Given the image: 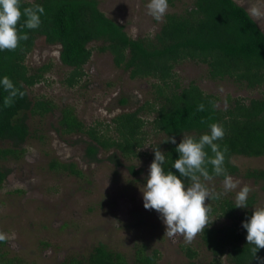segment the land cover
<instances>
[{
	"label": "trees",
	"instance_id": "1",
	"mask_svg": "<svg viewBox=\"0 0 264 264\" xmlns=\"http://www.w3.org/2000/svg\"><path fill=\"white\" fill-rule=\"evenodd\" d=\"M175 1L168 0V4L174 5ZM36 5L45 10L41 14L40 27L35 30L22 28L20 34H27L28 39L21 40L15 50L0 51V80L9 77L24 93L22 98L17 96L11 106L5 107L8 93L0 85V142L9 143L8 147L0 148V160L20 158L25 142L32 135L29 117H44L56 108L53 101L45 97L31 98L29 95V89L45 81V74L50 71L49 64L33 70L26 64L39 38L47 44L60 46V61L70 68L64 80L69 88L84 78V66L92 56L89 47L92 42H100L99 51H108L115 66L128 72L131 79L151 81V98L134 111L117 114L109 124L87 126L73 108L60 109L59 135L86 137L85 152L91 161H99L100 151H112L108 160L117 166L119 158H136L147 144V128H150L154 134L163 136L161 144L154 149L159 147L165 153V171L180 177L172 165L179 159L175 149L183 135L198 140L210 131L212 123L222 126L225 133L217 143L221 150L227 148L224 167L229 175L240 174L232 162L234 156H264V32L235 0H193L182 13H166L153 37L138 38L130 37L124 26L102 12L98 0H21L22 9ZM23 22L22 17L18 29ZM185 61L206 65L212 80L229 79L247 89L262 90L261 96L248 101L227 97V107L222 109L217 96L205 93L195 83L182 86L175 68ZM119 104L127 105L128 99L121 97ZM201 104L203 111L198 110ZM169 137H175L176 144L165 143ZM205 151L209 157L213 155L209 148ZM207 167L211 173L212 166ZM50 168L82 175L74 163L52 161ZM129 171L137 173L132 165ZM9 173V169L0 167V187ZM243 176L261 183L264 191V169H247ZM214 179L223 180L224 177ZM255 203L254 195L248 198L247 208H235V202L226 196L213 199L208 226L200 233L203 245L212 255L207 264H258L251 254L252 246L247 243V231L242 227L250 219ZM217 220L221 223L217 224ZM184 252L187 264H201L196 261L197 251L187 247ZM257 255L264 258V249ZM158 258L157 251L146 254L144 246H140L129 263L122 253L100 243L88 256L72 258L63 264H157ZM0 264L23 262L0 253Z\"/></svg>",
	"mask_w": 264,
	"mask_h": 264
},
{
	"label": "rangeland",
	"instance_id": "2",
	"mask_svg": "<svg viewBox=\"0 0 264 264\" xmlns=\"http://www.w3.org/2000/svg\"><path fill=\"white\" fill-rule=\"evenodd\" d=\"M192 1L177 0L174 5L168 4L167 13H182ZM235 1L249 14L252 6L264 11V0ZM98 2L101 11L124 26L132 38L153 37L163 22L148 14V0ZM251 17L264 32V16ZM100 45V42L89 44L92 56L84 66L85 76L72 88L64 84L70 68L60 61L59 45L47 44L39 38L27 56L26 64L31 70L50 65L45 81L29 89L30 97H45L53 101L56 108L44 117H29L32 135L25 142L20 158L0 160V167L10 170L0 187V232L9 237L14 234L13 239L0 242V253L19 259L23 264H63L72 258L88 256L102 243L122 253L129 263L133 261L135 250L144 246L146 254L157 251V264H187L184 249L188 247L197 251V262L207 264L212 255L203 245L200 233L191 243H186L182 236L169 238L165 236L160 214L143 206L141 190L154 156L152 149L161 144L162 135L147 128L149 138L138 156L128 160L119 158L117 166L108 160L112 151H100L99 161H91L85 152L86 137L61 136L57 131L63 107L73 108L77 117L90 126L109 124L117 114L134 111L151 98V81L131 79L128 72L115 66L108 51H99ZM175 72L182 86L195 83L205 93L217 96L222 109L227 107V97L248 101L261 96L262 90H250L229 79L212 80L207 66L201 63L185 61L176 66ZM121 97L128 99L127 105L119 104ZM8 146V142H0V148ZM52 161L74 163L82 175L52 170ZM232 162L240 170L233 179L239 181L240 187L249 186L252 189L249 197L256 198L252 208L264 207L261 183L243 176L247 169H264V156H234ZM131 165L137 173L129 171ZM222 181L213 179L205 183L209 189L235 202L239 188L223 194ZM205 203L211 205L213 200ZM218 223L221 220H217Z\"/></svg>",
	"mask_w": 264,
	"mask_h": 264
},
{
	"label": "clouds",
	"instance_id": "3",
	"mask_svg": "<svg viewBox=\"0 0 264 264\" xmlns=\"http://www.w3.org/2000/svg\"><path fill=\"white\" fill-rule=\"evenodd\" d=\"M147 12L157 21H162L168 11V0H148ZM44 8L40 5L21 8V0H0V51L15 50L21 40H27V34L21 35L22 28L35 30L41 25V14ZM250 14L254 17L264 16L260 7L252 6ZM24 18L23 24L18 29V24ZM8 96L4 99L5 107L11 106L14 98L24 96L9 77L4 76L0 80ZM203 111L204 105L198 106ZM210 131L196 138L183 135L182 141L176 147L179 159L175 160L172 168L176 169L182 180L172 171H165V153L160 148L152 149L154 160L151 163L146 183L141 190L143 206L146 210H155L160 214V219L165 225V236L175 238L182 236L186 243L192 240L206 229L209 223L210 205L206 206L208 199H220L222 193H216L209 189L205 182L212 181L215 177L223 176L224 193L239 188L235 196V208H247V201L251 188L247 185L240 187L239 181H235L224 167L227 148L221 150L217 141L222 140L225 133L217 123H212ZM165 143L176 144L175 137H169ZM209 148L212 156L205 151ZM207 165L212 166L211 173ZM185 180L189 181L186 185ZM242 227L246 229V240L251 245V254L258 262L264 264V258L257 255L264 249V207L254 209L250 219L246 220ZM8 234L0 232V242L9 239Z\"/></svg>",
	"mask_w": 264,
	"mask_h": 264
}]
</instances>
